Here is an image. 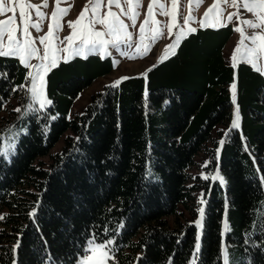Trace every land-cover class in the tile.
Returning a JSON list of instances; mask_svg holds the SVG:
<instances>
[{"label":"trees","instance_id":"trees-1","mask_svg":"<svg viewBox=\"0 0 264 264\" xmlns=\"http://www.w3.org/2000/svg\"><path fill=\"white\" fill-rule=\"evenodd\" d=\"M233 34L231 25L199 30L75 117L112 58L58 63L46 75L52 103L25 114L31 97L19 86L29 70L0 57V264H78L93 237L112 241L109 264H191L198 237L196 264H223V247L229 264H264V80L227 64ZM236 76L241 128L217 146L214 131L233 119ZM207 149L223 183L204 181L198 203L190 171Z\"/></svg>","mask_w":264,"mask_h":264},{"label":"rangeland","instance_id":"rangeland-1","mask_svg":"<svg viewBox=\"0 0 264 264\" xmlns=\"http://www.w3.org/2000/svg\"><path fill=\"white\" fill-rule=\"evenodd\" d=\"M24 2L25 0H19L20 4ZM28 2H30L33 5L42 4V0H28ZM150 2L151 0H140L141 6L134 9V11L138 13L135 20V26H133V22L131 19H129V16L124 14L125 12L129 11V5L125 3L124 0H121V8H117L115 5L111 7V12L116 13L119 16V18L124 22V24L127 26L126 31L127 33L130 34L131 39L129 40L125 36L123 30L119 33L118 36L103 35L101 38L104 41L117 40L118 48L114 47L111 43H106L102 49L98 48L96 53L87 55L86 58L90 56H100L102 59L112 58L113 63L114 61H117L118 63L114 64V70L111 74L98 79L91 87H89L80 95V97L75 103L72 117L82 114L86 106L90 103L92 96L102 91L104 87L108 85H112L117 80L121 81L122 77L143 76L142 73H145L146 70L149 68L152 69V65L160 64L158 63V58L163 53L165 46L172 44L175 41L176 36L180 34L182 29L184 30V38L180 40L179 46L190 35L196 34L199 30H204L206 28L213 30L223 28L219 26L218 27L200 26V21L202 19H205V12L209 9L210 6H212L216 2V0H202V2L199 4L198 7L195 6L194 3H190V0H176L175 5L173 4V0H158L159 4L164 5V9H161L158 6H154L153 14L152 17L150 18V22L144 24V21L147 18L148 6ZM86 4H89V0H62L60 7L68 8L69 6H71L70 11L60 20V23L62 25L61 29L58 32H54V36L49 37V39L46 40L44 44L40 43L39 38L44 37L49 31V25L50 24L54 25L55 23V21L52 19V13L53 11H55V7H56L55 0H48V7L46 8L41 7L40 11L45 13L44 19L40 21L41 30L37 31L34 28L28 29L32 39L35 41L34 46L38 49L37 54L33 56L30 60H28L29 64L40 65L41 63H43L47 65L50 63V60L53 58V54L57 59V64L60 62H64L63 57H68V61L77 58L85 59L84 56H74L71 51L72 48L79 46L82 39H84L85 37H87L89 40L94 38L91 36L92 32L100 31L102 33H105L107 31L105 26L100 24L86 27L87 24L86 20H82L79 24H76L74 28L68 27V22L69 21L75 22L77 18L80 16L81 11L84 9V6ZM230 5H231V0H228V3H223V0H221L220 8L223 12V16L220 17V19L222 23H225L227 26L231 25L234 29L237 26L236 18L233 17L232 21L227 20V16L229 15V13H233L236 11V9ZM9 7H14L15 15H16L15 24L20 25L19 13L21 11V8L19 4L12 2L9 3ZM89 8H91V4H89ZM121 9H123V12L121 11ZM28 11H31V18L33 21L38 20V17L35 15L34 10H28ZM108 11L109 8L107 5V0H103V6L100 8L99 14L104 15ZM163 11H167L169 14L162 15L161 13ZM240 12L242 19H253V20L255 19V17L251 13L245 12L242 8L240 9ZM189 14H191L193 19L189 21L188 25H185L184 18L189 16ZM12 15L13 12L9 11L4 15H0V20H6L8 17ZM217 15L218 13L215 10L212 13H209L206 19V23H214ZM90 16H91V11L86 13V17H90ZM108 19L111 20V17L109 16ZM155 21H158L159 23L158 24L154 23ZM142 24L144 25L143 33H141L140 31V27ZM169 26H171V35L169 34ZM188 27L195 28L196 32L194 33L187 32L186 29ZM240 27L244 29L245 36H249V37L253 34L254 31H258V30L250 29L244 25H240ZM157 33L160 34L157 35ZM15 34L18 36L20 35L19 31H17ZM154 36H156L155 39H153ZM65 37H71V40H65ZM240 40H241V34L237 31H234V34L229 39V41L226 42L224 48L222 49V55L224 56L225 61L229 66L234 67L231 58ZM244 44L251 46L250 41L247 39L244 40ZM45 45H47L49 58L42 60L41 58L44 56L45 53ZM129 45H131V47H129ZM138 47L140 48L139 53L137 52ZM178 47L172 49L169 53V56L172 55L171 52H176ZM145 48H147V51H145ZM57 49H60V51H56ZM64 49H68V51H64ZM122 53H126V55ZM243 55H245L243 50L240 53H237V62L234 68L238 69L240 65H246L254 73L261 76L262 79L264 80V75H261L259 72L255 71L250 64L244 62V60L242 59ZM258 63L264 66V60L258 61ZM28 70L35 71V69H30V68H28ZM41 75L46 81L47 74L44 75V73L41 72ZM28 81H29L28 84L25 86V89L27 91L31 87V78H28ZM233 83L236 84V89H235L236 98H235V103H233L234 106L232 110L233 119L227 125L218 126L214 131L213 141L214 143H216L217 146L222 145L220 142L221 141L224 142L232 130H236V129L240 130L241 128L240 113H238L239 127L231 128L233 120L236 119L237 91H238L237 76ZM233 83H231L228 86L231 99H232L231 86ZM37 86H39V81H37ZM45 93H46V89H45ZM29 94L31 97L30 92ZM33 106L39 107V103H35ZM48 106L49 105H47L46 107ZM65 138L66 136L64 137L63 141H61V143L57 145V147L54 150V153L59 152L62 149ZM6 144L7 141L4 142L2 153L6 157V159H9L13 149L9 151L10 149H8V146H6ZM213 145L214 144H208L207 146L208 148L212 149L214 148ZM214 149L216 150V148ZM207 152L208 149L202 152L196 158L195 166L190 171L191 175L193 176L192 186L194 187L196 186L198 188L195 190V196L198 203H201V200H203V203L205 201L203 196V188H202L203 182L209 179L212 181H216V180L220 181L219 178L214 179V177L222 178L219 173V170L215 169L214 167H211L210 157ZM44 162L46 163L49 162V159H44ZM205 176L208 177V179H205L204 178ZM106 251H107L108 259L104 261V264H109L110 253H109L108 245ZM100 260H101V253L94 252L91 255L90 259L88 260V264H100Z\"/></svg>","mask_w":264,"mask_h":264},{"label":"snow or ice","instance_id":"snow-or-ice-1","mask_svg":"<svg viewBox=\"0 0 264 264\" xmlns=\"http://www.w3.org/2000/svg\"><path fill=\"white\" fill-rule=\"evenodd\" d=\"M17 3L19 4L21 11L19 13L20 16V25H16V15H15V9L14 7H9V3ZM62 0H55V11L52 13V19L55 21L54 25H49V31L44 36L39 38L40 43L44 44L46 40L49 39V37L54 36V32H58L62 25L60 23V20L63 16L67 15V13L70 11V7L68 8H61ZM125 3L129 5V11L125 12V15L129 16V19L132 20L133 26H135V20L138 13L134 11L135 8L140 7V0H124ZM202 2V0H190V3H194L195 6H199V4ZM176 0H173V4L175 5ZM221 0H216V2L209 7V9L205 12V19H202L200 21L201 27H225L227 26L225 23L221 22L220 17L223 16V12L220 8ZM223 3H228V0H223ZM89 4H91V8H89ZM89 4H86L84 6V9L81 11L80 16L77 18L75 22L69 21L68 27L74 28L76 24H79L82 20H86L87 24L86 27H90L96 24L104 25L106 28V32L102 33L100 31H95L91 33V36L94 37L91 40H89L87 37L82 39L79 46H76L72 48V54L74 56H84L87 57L88 54L96 53L98 48L102 49L106 43H111L114 47L118 48V41H104L101 37L103 35H116L118 36L119 33L123 30L125 33V36L130 40L131 36L126 31V25L124 22L119 18V16L116 13L111 12V7L115 5L117 8H121V0H107V5L109 8V11L106 12L104 15L99 14L100 8L103 6V0H89ZM158 6L161 9H164L163 4H159L158 0H151L149 6H148V13L147 18L144 21V24H147L150 22V18L153 14V7ZM236 9L235 12L229 13L227 16L228 21H232L233 17L237 20V26L234 28V31H237L241 34V40L238 42L237 48L234 50L232 55V61L233 66L235 67V64L237 62V53H240L242 50L244 51L245 55L242 56V59L245 63L250 64L253 69L257 72H259L261 75H264V66H262L258 61L264 60V0H231V5ZM41 7H48V0H42L41 5H33L28 0H25L24 3L20 4L19 0H0V15H4L9 11L13 12V15L8 17L6 20H0V57H11L16 58L19 60L20 63H22L26 68L35 69V71H29L25 79L31 78V87L28 89V91L31 93V102L29 105H27V108L25 110V114L28 110L31 111H40L41 109L46 108L47 105H50L52 103L51 100L47 99L46 93H45V86L46 81L44 80L43 76L41 75V72L44 73V75L47 74L48 71H50L52 68L57 67V59L55 58V55L53 54V58L50 60V63L45 65L41 63L40 65H31L28 63V60H30L33 56H35L38 52V49L34 46L35 41L32 39L30 32L28 31L29 28H34L37 31L41 30L40 21H42L45 17V13L40 11ZM243 9L247 13H251L255 19H242L241 18V12L240 9ZM28 10H34L35 15L38 17V20L33 21L31 18V11ZM216 11L218 13L216 20L214 23H206V19L209 15V13H212L213 11ZM91 11V16L86 17V13ZM123 12V9H121ZM162 15H168L169 13L167 11H163L161 13ZM111 17V20L108 19V17ZM193 17L191 14L189 16L184 18V24L188 25L189 21L192 20ZM154 23H159L158 21H155ZM240 25L247 26L250 29L258 30L254 31L253 34L249 36H245L244 29L240 27ZM19 31L20 35H16L15 33ZM141 33L144 32V25L142 24L140 27ZM189 33L196 32L195 28L188 27L186 29ZM160 33H157L159 35ZM169 34L171 35V26H169ZM156 36L153 37L155 39ZM184 38V30L182 29L180 34L176 36L175 41L172 44L166 45L163 53L158 58V63H162L165 59L168 58L169 53L172 49L179 46L180 40ZM247 39L250 41L251 46L245 45L244 40ZM65 40H71V37H65ZM131 47V45H129ZM56 51H60V49H57ZM64 51H68V49H64ZM145 51H147V48H145ZM137 52H140V48H137ZM125 54L126 53H122ZM171 54H174V52H171ZM49 54L47 51V45H45V53L44 56L41 58L48 59ZM64 62H68V57H63ZM118 63L117 61H114V64ZM157 65H152V68H155ZM147 71H151V68L147 69L145 73H142L146 77ZM0 76H6V73H0ZM123 79H129V77H122ZM37 81H39V86H37ZM120 83V80L115 81L111 87H116ZM20 88H24L25 85H20ZM232 89V99L233 103H235L236 98V84L233 83L231 86ZM16 89H13L15 91ZM35 103H39V109L34 108L33 105ZM16 112H21L20 108L15 109ZM238 113L239 109L237 107L236 109V119L233 120L231 128H237L239 127L238 124ZM54 118V117H53ZM9 133L12 132L11 129L8 130ZM227 135V133H226ZM18 138V135H11L10 139H16ZM223 144V141L220 142ZM205 179H208V177H204ZM219 178L220 182L223 183V179L220 177H214ZM262 183H264V177L261 178ZM201 203H203V200H201ZM201 213V219L203 216V209H200ZM3 217H0L2 219ZM201 219H198L195 221V224L197 227H202ZM227 221L225 220V231H227ZM197 243L195 245V252L193 253V261L192 264H196V260L198 259V254L200 251V244H199V237L197 238ZM112 243L111 240L97 244L95 243V237L90 239L88 241V246L84 249L85 255L80 257L78 260V264H88V260L90 259L91 255L94 252H100L101 253V260L100 264H104V261L108 259L107 255V244ZM221 255L223 259V264H229V256H228V250L227 247H223L221 250Z\"/></svg>","mask_w":264,"mask_h":264}]
</instances>
